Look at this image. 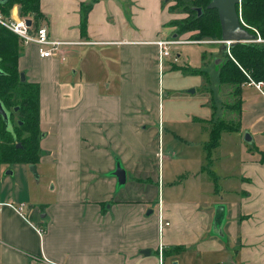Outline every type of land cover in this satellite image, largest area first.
<instances>
[{
  "label": "crops",
  "instance_id": "0c3cea01",
  "mask_svg": "<svg viewBox=\"0 0 264 264\" xmlns=\"http://www.w3.org/2000/svg\"><path fill=\"white\" fill-rule=\"evenodd\" d=\"M168 8L163 0H39L31 29L82 43L64 47L60 59L41 58L34 43L19 40L16 65L38 86L45 150L34 163L36 181L27 164L14 163L17 184L9 185L0 167V264H158V245L161 264H264V99L254 87L241 85L239 114L228 118L239 123L233 133L247 132L252 142L224 152L215 170L203 174L199 165L178 181L181 174L146 140L147 125L157 139L164 130L154 128L158 104L155 120L143 109L158 90L157 49L149 42L174 18ZM17 11L13 4L8 17ZM192 185L221 196L192 199ZM19 203L22 214L12 208ZM158 206L168 222L161 231Z\"/></svg>",
  "mask_w": 264,
  "mask_h": 264
},
{
  "label": "rangeland",
  "instance_id": "374dc122",
  "mask_svg": "<svg viewBox=\"0 0 264 264\" xmlns=\"http://www.w3.org/2000/svg\"><path fill=\"white\" fill-rule=\"evenodd\" d=\"M167 3L168 1L163 0V4L169 7L168 14L174 15L172 20H180L186 16L178 8H172L174 2L172 6ZM169 25V22L163 23L156 36L173 37L182 43L172 45L168 50L169 56L163 60L164 64L159 67L158 71L155 70L156 76L153 79H156L158 90L151 93L154 98L150 99V109H143V113L147 114L150 120H155L156 103L158 104L160 121L158 124L154 122V128L157 129L158 126V132L162 127L164 130L159 133L157 139V135L152 132L153 126L147 125L149 135L146 140L151 142L153 149L157 148L155 156H159L160 160L163 158L167 168L181 174L178 175V181L183 182L185 178L182 175L186 170L196 171L199 165H202L205 167L203 174H206V171L216 168L224 152L236 150L240 152L246 148L247 143L242 141V135L240 138L233 132H220L217 146L209 150L206 158L205 146L209 140L208 131L213 126L212 123L217 119L227 120L235 117V113L233 114L226 108L234 99L230 94L232 86L219 83L217 79L218 67L224 59V52L218 42H211L220 39L200 36L196 30L179 34L174 26ZM44 150L43 147L40 148V156H43ZM172 155H175L176 159L174 163L168 164V157ZM114 159L117 166L122 165L116 154H114ZM155 161L152 165L156 164ZM3 166L6 169L2 172L1 181L4 180L9 185L14 182L17 184L15 179L17 173L15 177L9 173L5 174L7 170L11 172L13 165L1 163L0 167ZM26 169L32 180L36 181L37 178L35 179L29 171L28 164ZM218 183L221 184L220 181ZM183 186L184 193L190 189L187 188V183H183ZM196 189L194 190L192 185V199L200 198L202 202H207L211 196L214 199H219L221 196V193L212 194L210 189L204 187ZM219 206V204L215 205L216 208Z\"/></svg>",
  "mask_w": 264,
  "mask_h": 264
},
{
  "label": "trees",
  "instance_id": "16d2710c",
  "mask_svg": "<svg viewBox=\"0 0 264 264\" xmlns=\"http://www.w3.org/2000/svg\"><path fill=\"white\" fill-rule=\"evenodd\" d=\"M174 6L186 16L170 21L177 33L196 30L200 36L220 39V25L215 9L207 8L210 0H172ZM17 5V14L29 20L40 17L39 0H6L0 2V15L8 17L10 8ZM195 8L200 9L198 14ZM240 25L249 33L264 39V0H239L236 7ZM85 12L81 13L80 32L85 33ZM254 29V30H253ZM19 39L0 25V104L7 119L0 116V162L4 164H34L39 158V107L38 86L26 80L20 81L16 65ZM230 56L218 67L219 83L232 86L233 102L226 108L239 114L240 87L249 80L264 82V43L238 42L229 46ZM14 107L16 109L14 110ZM208 131L205 146L209 150L218 144L220 132H235L239 129L236 119H217ZM259 162L264 164V153L259 152Z\"/></svg>",
  "mask_w": 264,
  "mask_h": 264
},
{
  "label": "built area",
  "instance_id": "2783aa9c",
  "mask_svg": "<svg viewBox=\"0 0 264 264\" xmlns=\"http://www.w3.org/2000/svg\"><path fill=\"white\" fill-rule=\"evenodd\" d=\"M239 16V15H238ZM26 18L24 17H18V18H9V17H3L0 15V25L6 28L7 30L14 33L18 39L23 43H34L37 46V54L39 57H52L57 56L60 59L62 58L63 54V48L66 46L71 45H77L81 44L82 42H74V41H68V40H54L50 38V36L47 33V30L45 27H39L36 29H31V26H27L25 24ZM240 20V18H239ZM254 30V29H253ZM211 42H218L220 44L223 43V41H211ZM247 43H264V39L260 38L257 34L256 36L251 39L244 41ZM150 44H153L157 49V65L158 67H161L162 61L164 58L169 56V48L172 45H177L182 43L179 39H175L173 37H158L155 40L149 42ZM226 45L229 44V42H225ZM224 53L230 56L229 48L226 47ZM175 60V59H173ZM245 84L251 85L254 87V89L263 97L264 99V82L263 81H252L249 80ZM12 208L17 212L18 214H22V210L24 209V203H19L17 206ZM157 220H158V229L161 231V228L163 226H166L168 222L164 221L161 217V211L158 206L157 208ZM158 264H161V246L158 245Z\"/></svg>",
  "mask_w": 264,
  "mask_h": 264
},
{
  "label": "water",
  "instance_id": "95a60500",
  "mask_svg": "<svg viewBox=\"0 0 264 264\" xmlns=\"http://www.w3.org/2000/svg\"><path fill=\"white\" fill-rule=\"evenodd\" d=\"M2 1H6V0H0V2ZM164 1L166 2L168 0H164ZM238 4H239V0H210L207 5V8L216 10L220 25V40L223 41V43L221 44V48L223 49V52L225 51L226 47L229 48V46L234 43L244 42L254 38V35L247 32L239 23L240 20H239L238 12L236 10ZM195 10L198 14L200 13L199 8H195ZM24 21L27 26L30 25L29 19L26 18ZM226 41L229 42L228 45H226L225 43ZM19 78L20 81L25 80L24 74L22 72H19ZM15 109L16 107H14V110ZM0 116L2 117L3 120L7 119V114L2 108L1 104H0ZM242 139L247 144H251L252 142V138L247 132L243 133ZM28 169L33 175V177L36 179L37 173H36L35 165L28 164ZM5 173L10 174V171L7 170ZM113 173L116 177L117 183L123 184L125 175L122 168H120V166H116ZM221 209H222L221 205L218 208L215 207V218H214L215 224H219L220 222Z\"/></svg>",
  "mask_w": 264,
  "mask_h": 264
},
{
  "label": "flooded vegetation",
  "instance_id": "af4514ba",
  "mask_svg": "<svg viewBox=\"0 0 264 264\" xmlns=\"http://www.w3.org/2000/svg\"><path fill=\"white\" fill-rule=\"evenodd\" d=\"M1 164V163H0Z\"/></svg>",
  "mask_w": 264,
  "mask_h": 264
}]
</instances>
